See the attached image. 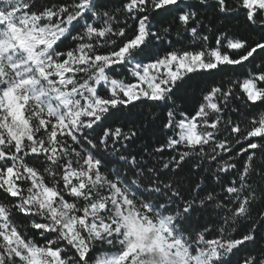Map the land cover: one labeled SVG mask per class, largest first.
Instances as JSON below:
<instances>
[{
    "label": "snow or ice",
    "instance_id": "snow-or-ice-1",
    "mask_svg": "<svg viewBox=\"0 0 264 264\" xmlns=\"http://www.w3.org/2000/svg\"><path fill=\"white\" fill-rule=\"evenodd\" d=\"M0 264H264V0H0Z\"/></svg>",
    "mask_w": 264,
    "mask_h": 264
}]
</instances>
